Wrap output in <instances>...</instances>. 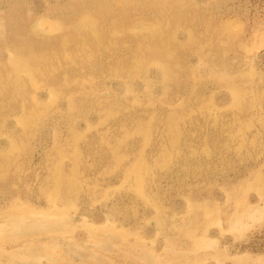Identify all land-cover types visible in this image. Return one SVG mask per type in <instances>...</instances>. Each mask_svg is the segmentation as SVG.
Wrapping results in <instances>:
<instances>
[{"label":"rangeland","instance_id":"obj_1","mask_svg":"<svg viewBox=\"0 0 264 264\" xmlns=\"http://www.w3.org/2000/svg\"><path fill=\"white\" fill-rule=\"evenodd\" d=\"M0 264H264V0H0Z\"/></svg>","mask_w":264,"mask_h":264},{"label":"bare ground","instance_id":"obj_2","mask_svg":"<svg viewBox=\"0 0 264 264\" xmlns=\"http://www.w3.org/2000/svg\"><path fill=\"white\" fill-rule=\"evenodd\" d=\"M15 57H16V56H15ZM14 60H15V59H14ZM25 61H26V60H25ZM19 64H20V63H19ZM14 65H15V64H14ZM17 66H18V65H17ZM17 66H15V67H17ZM19 70H21V69H19ZM25 70H26V69H25ZM25 70H24V71H25ZM118 90H119V89H118ZM56 95H57V94H56ZM3 152H4V151H3ZM75 157H76V156H75ZM58 171H59V170H58ZM129 173H130V172H129ZM56 184H57V183H56ZM58 184H59V183H58ZM2 185H3V184H2ZM146 186H147V185H146ZM58 189H59V188H58ZM47 190H48V189H47ZM44 191H45V190H44ZM7 194H8V193H7ZM54 195H55V194H54ZM79 195H80V194H79ZM54 197H55V196H54ZM56 197H57V196H56ZM64 197H65V196H64ZM64 197H63V198H64ZM49 198H50V197H49ZM78 198H79V197H78ZM95 198H96V197H95ZM46 199H47V198H46ZM262 199H263V198H262ZM14 200H15V199H14ZM30 200H31V199H30ZM61 200H62V199H61ZM64 200H65V199H64ZM37 201H38V200H37ZM56 201H57V200H56ZM65 201H66V200H65ZM93 201H94V199H93ZM54 202H55V201H54ZM31 203H32V202H31ZM51 203H52V202H51ZM94 203H95V202H94ZM55 204H56V203H55ZM70 204H71V203H70ZM47 205H48V204H47ZM66 205H67V204H66ZM77 205H78V204H77ZM62 206H63V205H62ZM66 208H67V207H66ZM47 210H49V209H47ZM107 222H108V221H107ZM91 225H92V224H91ZM96 225H97V224H96ZM98 225H99V224H98ZM98 225H97V226H98ZM104 225H105V224H104ZM106 225H107V224H106ZM106 225H105V226H106ZM81 226H82V225H81ZM88 229H89V228H88ZM154 244H155V243H154Z\"/></svg>","mask_w":264,"mask_h":264},{"label":"water","instance_id":"obj_3","mask_svg":"<svg viewBox=\"0 0 264 264\" xmlns=\"http://www.w3.org/2000/svg\"><path fill=\"white\" fill-rule=\"evenodd\" d=\"M116 85H117L116 82H113L112 86H113V87H116Z\"/></svg>","mask_w":264,"mask_h":264}]
</instances>
